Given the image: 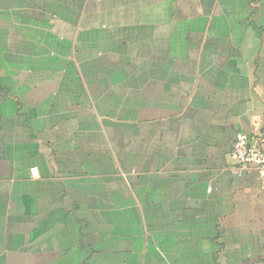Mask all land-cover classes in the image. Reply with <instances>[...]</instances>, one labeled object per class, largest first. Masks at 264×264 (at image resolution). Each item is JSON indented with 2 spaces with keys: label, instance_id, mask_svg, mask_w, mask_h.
<instances>
[{
  "label": "crops",
  "instance_id": "obj_1",
  "mask_svg": "<svg viewBox=\"0 0 264 264\" xmlns=\"http://www.w3.org/2000/svg\"><path fill=\"white\" fill-rule=\"evenodd\" d=\"M240 133L264 0H0V264H264Z\"/></svg>",
  "mask_w": 264,
  "mask_h": 264
},
{
  "label": "built area",
  "instance_id": "obj_2",
  "mask_svg": "<svg viewBox=\"0 0 264 264\" xmlns=\"http://www.w3.org/2000/svg\"><path fill=\"white\" fill-rule=\"evenodd\" d=\"M232 158L240 164H255L261 175L264 177V143L253 142L247 136L240 133L232 149ZM37 169H33L37 174Z\"/></svg>",
  "mask_w": 264,
  "mask_h": 264
}]
</instances>
